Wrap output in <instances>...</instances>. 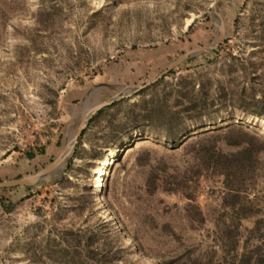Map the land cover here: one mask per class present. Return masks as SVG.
I'll list each match as a JSON object with an SVG mask.
<instances>
[{
    "label": "rangeland",
    "instance_id": "1",
    "mask_svg": "<svg viewBox=\"0 0 264 264\" xmlns=\"http://www.w3.org/2000/svg\"><path fill=\"white\" fill-rule=\"evenodd\" d=\"M214 1L0 0V181L40 170L90 107L214 41ZM216 10L219 49L181 64L158 94L198 89L199 74L227 98L220 119L186 123L176 143L142 125L106 148L107 116L141 95L126 98L47 178L0 189V264H264V0ZM58 135L51 156L26 160Z\"/></svg>",
    "mask_w": 264,
    "mask_h": 264
},
{
    "label": "trees",
    "instance_id": "2",
    "mask_svg": "<svg viewBox=\"0 0 264 264\" xmlns=\"http://www.w3.org/2000/svg\"><path fill=\"white\" fill-rule=\"evenodd\" d=\"M218 49L219 46L210 51V53H214ZM192 59L193 56L181 64H187ZM179 66L170 70L156 83L141 90L139 92L141 96L138 101L127 104L122 109H119L118 107L124 105L126 102V99H122L114 102L110 106L98 110L96 114L91 117L87 127L78 137L77 145L82 142L83 136L90 125L94 124L95 121L99 120L100 117L114 108H118L117 111L107 116L108 125L106 126V135L109 138V142L105 144L106 148H109L111 142L114 140H118L120 143L122 140L128 139L129 136L125 134V132L131 128L137 129L138 133H141L142 130H139V127L142 125H149L156 129H161V137L165 141L176 143L184 130V126L187 125L186 123H191L192 125L205 122L214 124L216 120L220 119L218 108L226 104L227 98L225 94L215 98L209 93V89L206 87L207 80H202L199 74H196V77L200 81L198 89H195L194 83L184 82V86L182 87L172 84L168 94L164 92L161 95L158 94V87L165 84V77L175 74L177 70L180 69ZM184 68L188 69L187 67ZM180 83H183V81ZM164 87L166 88V85H164ZM147 91L150 92V97L148 98L145 97ZM262 103L264 104V100ZM106 135L103 139H105ZM41 147L42 146L36 150L38 153H43V150L40 149ZM28 152L29 151H26L24 154H26L29 159H32L34 155H32L31 151L30 153ZM76 153L77 150L74 152V155ZM243 166L242 162H238L234 165L233 171L231 172L234 173L235 170L239 171ZM5 189L10 188H2V190ZM235 194L237 195V192H234L232 195Z\"/></svg>",
    "mask_w": 264,
    "mask_h": 264
},
{
    "label": "water",
    "instance_id": "3",
    "mask_svg": "<svg viewBox=\"0 0 264 264\" xmlns=\"http://www.w3.org/2000/svg\"><path fill=\"white\" fill-rule=\"evenodd\" d=\"M219 1L220 0H215L211 6L212 13L215 14L218 19L217 22H214L217 32H218V36L214 41H212L210 44L198 46L196 48L187 50L179 54L156 77L145 82L144 84L124 86L122 89H120L117 93L111 95L109 98L90 107L88 111H86L83 114L75 133L64 144L60 154L56 158H54L50 163H48L43 168H41L40 170L32 174L21 176V177L14 178V179L0 181V189L11 188V187H29V186H34L40 183L42 180H44L49 175H51L53 172H55L58 168H60V165L63 163V161H67V162L69 161V156L71 155L75 147V144L77 143L78 137L83 132V130L87 127L88 122L91 119V117L94 114H96L98 110L104 107L110 106L114 102L129 98V97L134 96L135 94H138L141 90L156 83L160 78L165 76L170 70H172L173 68H176L188 58L198 53H208L216 49L219 43L222 42L226 38L225 27H224L222 17L220 13L216 10V6Z\"/></svg>",
    "mask_w": 264,
    "mask_h": 264
},
{
    "label": "crops",
    "instance_id": "4",
    "mask_svg": "<svg viewBox=\"0 0 264 264\" xmlns=\"http://www.w3.org/2000/svg\"><path fill=\"white\" fill-rule=\"evenodd\" d=\"M152 56H153V53L152 52H145V53H142L141 54V60H140V69H143L144 72L147 71V69L153 65V60H152ZM150 65V66H149ZM59 140H61L60 136H56L55 140L53 142H51L50 144H47V145H43L40 149L43 150V153H38L36 150H28L30 153V151L32 152V155H34V159L38 158L39 159V156H43V155H49L51 156V153L53 151H55V148L57 147V144L59 142ZM27 153V154H28ZM59 155V154H58ZM56 155V156H58ZM24 156L26 157V160L29 161L30 159L26 156V154H24ZM32 158V159H33ZM37 159V160H38Z\"/></svg>",
    "mask_w": 264,
    "mask_h": 264
}]
</instances>
